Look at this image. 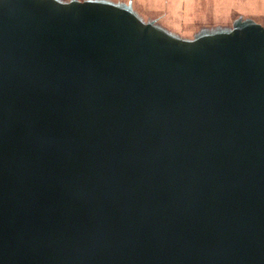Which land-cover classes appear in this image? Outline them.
<instances>
[{
  "label": "water",
  "instance_id": "water-1",
  "mask_svg": "<svg viewBox=\"0 0 264 264\" xmlns=\"http://www.w3.org/2000/svg\"><path fill=\"white\" fill-rule=\"evenodd\" d=\"M235 27L0 0V264H264V26Z\"/></svg>",
  "mask_w": 264,
  "mask_h": 264
},
{
  "label": "rangeland",
  "instance_id": "rangeland-1",
  "mask_svg": "<svg viewBox=\"0 0 264 264\" xmlns=\"http://www.w3.org/2000/svg\"><path fill=\"white\" fill-rule=\"evenodd\" d=\"M60 1H63L64 3H69L73 0H60ZM78 1L84 2L87 0H78ZM194 3H196V7L189 9L187 12L185 8L177 10L180 14L178 17H175V19L169 17H164V18L159 17L151 20H146V18L140 16L139 14H138V19L141 21V23L144 26L151 25L155 28L160 29L159 31L167 36L178 37L179 39H182L186 42L189 41L191 43L195 42L198 36L201 35L202 32L204 31L208 32V37L210 34H214L216 31H222L224 32V34H226L227 37H229V39H231V42L235 45H239V43H241L242 39L246 35L245 32L236 33L234 31V29H236L235 22L237 20L253 21L254 23L259 25L264 24V17L254 18L251 16H246V13L244 11L235 12V14L237 15L236 17L234 15H233L234 17H231L230 9L229 8L226 9L225 6L223 9L217 11V9H214V7H210L211 4L213 6L214 0H207L206 4L208 7H206L205 9L200 8L198 6L199 4L198 0H196V2ZM199 16L200 18L206 16V21L200 19ZM219 21H221V23ZM173 22L178 23V27H177L179 29L178 31L170 29V27L174 25ZM209 51H213V50L208 49V53Z\"/></svg>",
  "mask_w": 264,
  "mask_h": 264
},
{
  "label": "crops",
  "instance_id": "crops-1",
  "mask_svg": "<svg viewBox=\"0 0 264 264\" xmlns=\"http://www.w3.org/2000/svg\"><path fill=\"white\" fill-rule=\"evenodd\" d=\"M117 5H131L132 8L136 11V14L146 18V20H151L154 18H174L179 16V9H186V12L196 7V0H103ZM198 6L200 8L208 7L206 2L207 0H198ZM225 8L230 9V16L236 17L235 12L244 11L246 16H251L254 18L264 17V0H214L213 6L214 9L220 10ZM234 15V16H233ZM200 18V16H199ZM198 18V19H199ZM206 21V16L201 17ZM221 23V21H219ZM174 23V22H173ZM264 25V24H263ZM178 23H174L170 29L179 30Z\"/></svg>",
  "mask_w": 264,
  "mask_h": 264
}]
</instances>
